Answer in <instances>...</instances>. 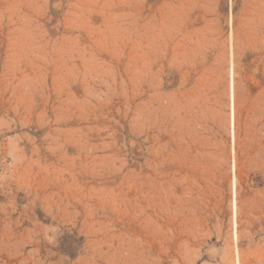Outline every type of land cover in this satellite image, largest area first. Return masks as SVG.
<instances>
[{"label":"rangeland","instance_id":"1","mask_svg":"<svg viewBox=\"0 0 264 264\" xmlns=\"http://www.w3.org/2000/svg\"><path fill=\"white\" fill-rule=\"evenodd\" d=\"M0 264H264V0H0Z\"/></svg>","mask_w":264,"mask_h":264},{"label":"bare ground","instance_id":"2","mask_svg":"<svg viewBox=\"0 0 264 264\" xmlns=\"http://www.w3.org/2000/svg\"><path fill=\"white\" fill-rule=\"evenodd\" d=\"M231 108H232V126L234 125L233 120H234V86L233 82L231 83ZM233 141H234V136H233ZM236 168L235 165H233V172H235ZM233 191H234V208H235V214L237 210V199H236V175L235 173L233 174Z\"/></svg>","mask_w":264,"mask_h":264},{"label":"trees","instance_id":"3","mask_svg":"<svg viewBox=\"0 0 264 264\" xmlns=\"http://www.w3.org/2000/svg\"><path fill=\"white\" fill-rule=\"evenodd\" d=\"M254 180H256V181H260V180H261V178H260V177H258V178L254 179Z\"/></svg>","mask_w":264,"mask_h":264}]
</instances>
